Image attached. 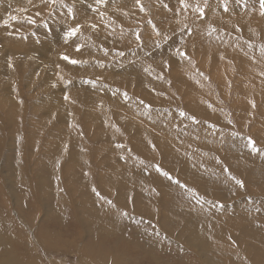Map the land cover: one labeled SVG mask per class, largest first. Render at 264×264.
<instances>
[{
	"label": "rangeland",
	"instance_id": "1",
	"mask_svg": "<svg viewBox=\"0 0 264 264\" xmlns=\"http://www.w3.org/2000/svg\"><path fill=\"white\" fill-rule=\"evenodd\" d=\"M94 1L112 6L109 0ZM139 1L138 6L134 5L136 8L131 7L133 11H121L126 18L116 21L113 17L108 23L116 34L121 33L122 28L123 32L133 30V37L129 41L123 42L125 39L120 36L122 40L118 43L121 47L132 51L137 47L134 53L143 52L148 55L157 47L153 39L161 42V45L170 44L174 42L173 35L183 29L176 25V18L172 14L166 16L169 24L160 28L158 20L163 18L158 14V9L166 11L178 8L188 13L184 10L185 6L192 11L197 8L198 19H204L213 0H183L187 2L185 6L180 0ZM236 1L240 2L238 6L257 3L255 6L259 8V14L264 13L261 0ZM80 2L82 1L27 0L24 4L11 1V5L9 0L8 4H2L8 5V8L10 5V11L14 13L6 17L2 15L4 12H0V19L3 17L4 21L2 23L0 20V26L8 32V35L4 32L5 37L2 36L0 42L8 44L10 36L18 44L15 48L22 46L20 51L10 52L11 43L7 46L0 43V50H4L2 54H6L4 57L0 56V264H202L198 257L202 245L227 247L223 264H264V104L258 102L261 96L255 97L257 86L245 91L249 94L248 99L237 100V90L247 81L248 71H255L259 79L264 81V24L259 25L251 36L250 49L245 47L241 27L254 26L256 20L251 10L231 30H227L226 23L213 26L214 30L205 37L209 42L204 48L207 55L204 63L202 54L196 52L199 37H195L194 42L191 40L189 46L183 45L189 50L184 48L181 53L175 51L174 45L171 46L170 49L174 50L170 51L172 56L178 59V55H184L192 62L194 71L200 72H197L193 79L195 83L191 86L181 79L182 67H171L169 64L171 55L164 57L159 76L164 79L165 88L160 92L162 96L159 98L168 100H164L163 104L162 101L144 99L141 87L149 89L152 86L149 87L144 81L134 82L133 79L137 76L105 70L104 64L108 62L109 55L93 48V43L95 46L100 44L91 41L92 33L85 30V23L77 22L76 14L82 7ZM230 3V0H218L216 6L226 8ZM91 4H94L92 0ZM59 6L67 7L72 18L65 21L63 17L57 16ZM91 9L96 11L95 6ZM106 14L108 15L107 11ZM12 16L16 19L10 20ZM189 18L186 15L183 22L186 23ZM57 19L58 22L55 21ZM54 23L64 24L61 29L62 37L39 34L38 30L43 33V28L49 30ZM128 26H132V29ZM172 27H175L174 31ZM201 27L204 25H197L202 35L210 28ZM73 29L75 34L69 36L68 33ZM76 33L81 36H76ZM146 33L148 36H145ZM147 37L149 40L144 42ZM189 38L191 39V35ZM114 52L117 53L110 59L112 62L125 54L124 49ZM223 52L226 54L222 55ZM51 55L57 59L67 56L68 62L78 61L72 64H81V67L67 66L61 70L60 77L55 74L52 63L48 61L52 60L49 57ZM224 57L231 60H221ZM157 59L158 57L152 58L154 61ZM87 64L90 66L86 67ZM105 71L108 73H103ZM59 79L61 80L57 81ZM113 79H118L117 82L122 85L109 87L106 80ZM81 80H84L86 87L79 86ZM94 80L100 83L92 86ZM180 82H184L182 87L179 86ZM102 85L107 88L104 90ZM113 91L123 92L122 103L125 97L127 101L135 98L134 101L131 99V105H138V109L145 107L160 113L163 110L173 111L176 114L170 117L174 122L173 127H168L166 122H160L159 119L152 121L141 114H137L139 117L125 114L120 118L117 112H113L120 102L114 97ZM100 93L107 94L103 96ZM80 94L82 96L79 97ZM187 95H195L204 109L183 107L181 98ZM93 98L102 100V103H97L100 105L109 103L105 108L109 111L108 114L95 115L94 108L81 101H92ZM58 99L64 101L61 100L60 103ZM212 107H220L221 110L216 111ZM200 113L204 114V120L207 121L228 122L225 128L221 126L218 129H224L234 139L225 145H219L217 152L213 150L211 155L216 157L214 161L203 158L207 139L214 138H196L186 131L194 125L191 124L192 121L197 122L196 117ZM242 114H245L244 119ZM241 119L245 120L243 127L239 125ZM257 120L261 122L258 131V128L253 127ZM114 121L117 123V129H114L119 136L111 138L112 130L103 129L113 128L110 125ZM182 122L184 125L177 127V123ZM119 124L131 127V130H125ZM163 126L164 136L167 138L165 144L166 139L162 136L164 129L158 132L149 130ZM70 127H74L72 131ZM54 128L56 129L51 131ZM51 133L56 137L53 135V139L48 138ZM64 135L68 138H64ZM56 139L57 142H62L63 139L67 141L63 140L60 146L55 143ZM250 139L255 142L254 146L250 145ZM51 142L54 144L51 145ZM31 147L36 150L34 153ZM61 147L64 151H61ZM135 147L139 151L147 147L152 157L138 154ZM15 148H19V151L16 152ZM118 148L120 151L127 150L133 159H129L125 153L117 154V158L115 149ZM110 155L113 160L109 163ZM46 156L51 158L46 160ZM111 164H118L119 168L114 171ZM149 164L150 167L144 168ZM108 168L112 172L108 173ZM237 181H242L243 186ZM56 190L61 193L58 199L54 195ZM82 202L105 212L103 218L107 221L103 231L92 233L87 214L81 210ZM52 203L59 207L55 213L51 210ZM111 227L114 232H110ZM218 262L214 258L213 264Z\"/></svg>",
	"mask_w": 264,
	"mask_h": 264
},
{
	"label": "bare ground",
	"instance_id": "2",
	"mask_svg": "<svg viewBox=\"0 0 264 264\" xmlns=\"http://www.w3.org/2000/svg\"><path fill=\"white\" fill-rule=\"evenodd\" d=\"M11 1H14L15 3H18V2H20L21 4H24V3H26V1L27 0H10V4H11ZM73 1H80V0H73ZM82 2H80V4L79 5H81L80 7H81V11H78V14H76L77 16H76V19H77V22L78 23H85L84 25H86L84 28H85V30L87 31V32H91L92 33V39H91V41L93 40V42H95V43H99L100 44V46H102V47H100V46H95V44L93 43V48L94 49H96L97 51H102V52H104V53H107V56L109 55V60H108V62H106L105 64H104V66H105V70L106 69H108V70H110V71H112L113 73L114 72H127V75H132V76H137L135 79H133V81L134 82H136V83H143V81H144V83L145 84H147V85H149V87L150 86H152L151 88H146V87H141V88H143L142 90H140L142 93H144L145 94V97H144V99L145 100H147V101H150V100H152V101H155V102H160V101H162L163 102V104H165V101L166 100H168V99H164V100H160V98H159V96L161 95V93L160 92H163V89L165 88L164 87V79L162 78V77H160L159 76V72H161L160 70H162L163 69V64H162V61H165L163 58L165 57H168L167 55L168 54H170L171 55V57L169 58V60H168V62H169V64L171 65V67H176V66H179V67H182V69L180 70V73H181V79H182V81L183 80H185L187 83H190L191 84V86H193L194 85V78L196 77V75H197V72H200V71H197V72H195L194 71V68H193V66H192V62L189 60V59H187V58H185V56L184 55H182V54H180V55H178V59H176V57L175 56H172V53H170V51H174V50H171L170 48H171V46H175V51L176 52H179V53H181V50L182 49H184L185 48V50H189V48H186L185 46H189L188 44L190 43V41L192 40V42H194V40H196L195 39V37H199L200 39L198 40V44L196 45L197 47H196V52L198 53V54H202V56H203V62L202 63H204L205 62V60H207L206 58H207V55L204 53V48H205V46H206V44L209 42V41H207L206 39H205V37H207V36H209L211 33V31H213L214 29H212V27L213 26H216L217 24H219V23H226V24H228V26H227V30H231L232 29V26L233 25H236L237 24V22L240 20V18L242 17V16H244L245 14H246V12L247 11H249V10H251L252 12H253V18L256 20V22H255V24H254V26L253 27H247V26H242L241 27V35H242V38L245 40V47H246V49H250L251 48V43H250V38H251V36L255 33V31H256V29H257V27H259V25H263L264 24V13L263 14H259V11H258V9L256 8V6L255 5H257V3H252L253 5H242V6H238L239 5V3L240 2H237L236 0H230V5L229 6H227L226 8H219V7H217L216 5H217V2H218V0H213L212 1V3H211V6L209 7V9H208V14H207V17L206 18H201V19H198V15H199V13H198V9L197 8H194L193 9V11L191 10V8L189 9V8H186L187 6H185L186 4H187V2L186 1H183V3L182 4H184V10H186L188 13H186V12H184L183 10H181V9H178V8H172V7H170V8H172L171 10H166V11H164L163 10V8H160V9H158V14H160V16H162V18L163 19H160L159 18V20H158V26L160 27V28H162V27H164V26H166V25H168L169 23H168V19L169 18H166V16H169L168 14H172L173 15V18H176V25L178 26V27H182L183 29H182V31L180 32V33H178V34H175V35H173L174 36V38H172V40L174 41V42H171L170 44H162L161 45V42H159L158 40H155V39H153L152 41H154V43L156 44V48H155V50L153 51V52H151L150 54H146V53H143V52H140V53H134L135 52V50L137 49V47H136V49H134L133 51L131 50H128V48H124V47H121L120 45H119V43H118V41H120V40H122L121 38H120V36H122L123 37V39H125V41H123V42H126V41H129V40H131V38L133 37L132 36V31L133 30H131V32H128V31H130L129 29H128V31H122L123 30V28L121 29V33H118L117 32V34L114 32V28L112 29L111 27H110V23H108V21L109 20H111L113 17L116 19V21L117 20H119V18L120 19H122V18H126V15H124L123 13H121V11L123 12V10H125V11H133V10H131V7H134V8H136L138 5H139V3H140V1H139V3H137V1L136 0H132V1H128V0H109V2L112 4V6H109V8H108V10H106V7H108V6H104V5H102V4H99L98 2H96L95 3V1L94 0H92V2L94 3V4H91V0H81ZM90 1V2H89ZM97 1V0H96ZM3 2H5V3H9V0H6V1H3V0H0V12H4V13H2V15L4 14L6 17H7V15H9V14H11V13H14V12H11L10 11V5H9V8L7 7V6H3L2 4H4ZM28 2H31V1H28ZM180 2H181V0H180ZM237 3V4H235V3ZM102 3V2H101ZM242 3H244L243 1H242ZM78 4V3H77ZM5 5V4H4ZM11 5H13V4H11ZM134 5H137V6H134ZM92 6H95L96 7V11H92V9H91V7ZM156 6V5H155ZM13 7V6H12ZM148 7H149V5H148ZM175 7V6H174ZM14 8V7H13ZM12 8V9H13ZM153 8V7H152ZM169 8V7H168ZM169 8V9H170ZM133 9V8H132ZM197 9V10H196ZM219 10V12H215L216 10ZM221 9V10H220ZM262 9V8H261ZM2 10V11H1ZM19 9L17 8V11H18ZM77 10V9H76ZM139 10V9H138ZM106 11H107V13H108V15L106 14ZM134 11H136V9H134ZM152 11H154L153 9H152ZM18 12H20V11H18ZM73 12V11H72ZM74 12H77V11H74ZM148 12V11H147ZM21 13V12H20ZM136 13V12H135ZM139 13V12H138ZM179 13V14H178ZM32 14V13H31ZM30 14V15H31ZM110 14H112L113 16L111 17L110 16ZM74 15V14H73ZM132 16H133V14H131ZM141 15V14H140ZM186 15H189L190 16V18L188 19V21L186 22V23H184L183 22V19L186 17ZM1 16V15H0ZM18 16V15H17ZM29 16V15H28ZM54 16H55V13H54ZM53 16V17H54ZM57 16H60V17H63L64 19H65V21L66 20H68V19H70V18H72V15H71V13L68 11V9H67V7H61V6H59V8H58V11H57ZM144 16V15H143ZM6 17H5V19H6ZM30 17V19L32 18V16H29ZM138 17V16H137ZM3 18V17H2ZM2 18L0 19V20H2ZM51 18V17H50ZM57 18V17H56ZM55 18V19H56ZM62 18V19H63ZM139 18H141V17H139ZM146 18V17H145ZM171 18V17H170ZM10 19V18H9ZM138 19V18H137ZM6 20H8V18L6 19ZM10 20H12V19H10ZM25 20V19H24ZM72 20H74V18L72 19ZM134 20H135V18H134ZM167 20V22H165ZM17 21H18V19H17ZM16 21V22H17ZM23 21V20H22ZM26 21V20H25ZM28 21V20H27ZM56 22H58V19L57 20H55ZM64 21V22H65ZM2 23L4 22L3 20L1 21ZM0 22V23H1ZM13 22H15V21H13ZM18 22H20V21H18ZM24 22V21H23ZM126 22H127V20H126ZM211 22H213L212 23V25L211 26H207V24H209V23H211ZM11 23H12V21H11ZM27 23V22H26ZM67 23V22H66ZM117 23V22H116ZM124 23V22H123ZM129 24H130V22H128ZM128 23H125V24H127V25H129ZM137 23V22H136ZM132 24H133V22H132ZM138 24V23H137ZM2 25V24H1ZM11 25V24H10ZM16 25H17V27H20L21 28V26L20 25H18L17 23H16ZM51 25V24H50ZM66 25H69V23L68 24H66ZM109 25V26H108ZM145 25V24H144ZM197 25H199V26H201V25H204V27L203 28H209V30H207L206 32L207 33H205V34H203L202 35V33L200 32V30L201 29H199V28H197ZM49 26V25H48ZM122 26H124L123 24H122ZM116 27H117V25H116ZM120 27V26H119ZM128 27H130V29H132V26H128ZM176 27V26H175ZM175 27H172V30L174 31L175 30ZM23 28V27H22ZM43 28V27H42ZM49 28V27H48ZM56 28V29H55ZM64 28V24L62 23V24H55L54 23V25L52 24V27L49 29V30H52V31H49V30H47V29H45V28H43L44 29V31H43V33H41L42 31H40V30H38V32H39V34H41V35H44V33H46L47 34V36H55V37H62L63 36V34H61V29H63ZM174 28V29H173ZM202 28V27H201ZM202 28V29H203ZM12 29V28H11ZM10 29V30H11ZM124 29H127V28H124ZM137 29V28H136ZM135 29V30H136ZM146 29V28H145ZM5 30H6V28H4L3 26H0V38H2V36L3 37H5L4 36V34L7 32H5ZM8 30V29H7ZM144 30V29H143ZM64 31V30H63ZM263 32H264V29L262 30ZM5 32V33H4ZM10 32V31H9ZM163 32V31H162ZM165 33V36H166V30L164 31ZM169 32V31H168ZM8 33V32H7ZM6 33V34H7ZM66 33V32H65ZM64 33V34H65ZM68 33V32H67ZM189 33V34H188ZM86 34V33H85ZM120 34V35H119ZM8 35V34H7ZM9 35H10V33H9ZM78 35H80V33H76V36H78ZM145 35V34H144ZM189 35H191V39L189 38ZM81 36V35H80ZM145 36H148V33H146V35ZM172 36V37H173ZM46 38V37H45ZM6 40V39H5ZM78 40H80L81 41V38H78ZM149 40V38L147 37V38H144V42H146V41H148ZM1 41V40H0ZM49 41V40H48ZM2 42V41H1ZM0 42V43H1ZM143 42V43H144ZM182 42V43H181ZM4 43V42H3ZM9 43H11L12 44V46H11V48H10V52L11 51H16L17 52V50H19V48L22 46V45H20V47H18V48H15V47H17L18 46V44L15 42V41H13L12 39H11V37L10 36H8V44ZM2 44V43H1ZM8 44H6V43H4V44H2V45H8ZM98 44V45H99ZM97 45V44H96ZM183 45H185V46H183ZM193 45V44H192ZM3 47V46H2ZM104 47V48H103ZM118 47V48H117ZM191 47V46H190ZM109 48H112L111 50L109 49ZM168 48V49H167ZM7 49V48H6ZM118 49H124V51H125V54L122 56V57H120V58H118V60H115L114 62H112V61H110V59L111 58H113V56H116V53L114 52V50L115 51H117ZM167 50H168V52H167ZM20 51V50H19ZM18 51V52H19ZM147 51V50H146ZM0 52H1V54H2V52L4 53V50H0ZM167 52V53H166ZM5 53H6V51H5ZM10 54H12V53H10ZM120 54V53H119ZM157 54H159V55H157ZM197 54V55H198ZM222 55H225L226 53L225 52H223V53H221ZM4 54H2V55H0V56H3ZM6 55V54H5ZM4 55V56H5ZM76 54H72V56H75ZM3 56V57H4ZM10 57H12L11 55H10ZM50 57V59H51V57H52V60H48L49 62H51L52 63V66H53V68H54V70L56 71V75H59L60 77H62L60 74H61V70H63V68H67V66H80L81 67V64L80 65H77V64H72V63H70V62H68V60H65V59H57V57H55V56H53V55H51V56H49ZM119 57V56H118ZM153 57H158V59H157V61H154V60H152V58ZM1 58V57H0ZM9 58V57H8ZM13 58V57H12ZM11 58V60H13ZM137 58V60H135ZM189 58V57H188ZM199 58V57H198ZM197 59V58H196ZM202 59V58H201ZM224 59H226V60H231V58H221V60H224ZM1 60V59H0ZM15 60V59H14ZM44 60H46L45 58H44ZM135 60V61H134ZM192 60V59H191ZM193 61V60H192ZM3 62V61H2ZM6 62V61H5ZM9 62V61H8ZM201 62V61H200ZM7 63V62H6ZM65 64V65H64ZM91 64H94V65H97V63H91ZM152 64V65H151ZM125 65V66H124ZM148 65H151V67L149 66V67H147ZM38 66V65H37ZM88 66H90L89 64H87L86 65V67H88ZM10 67V66H9ZM8 67V68H9ZM7 68V69H8ZM52 68V69H53ZM222 69H224V68H222ZM6 70V69H5ZM107 70V71H108ZM117 70V71H116ZM43 71V70H42ZM54 71V72H55ZM111 72V73H112ZM103 73H108V72H103ZM31 74V73H30ZM34 74V73H33ZM54 74V75H55ZM134 74V75H133ZM136 74V75H135ZM45 75H48L49 76V74H45ZM78 76H80L79 74H77ZM82 76H85V75H83V74H81ZM113 75V74H112ZM42 76V75H41ZM47 76V77H48ZM59 77V78H60ZM247 81L241 86V88L240 89H238L237 90V96H239L238 98H237V100H240V99H248L249 98V94L248 93H246L245 91L246 90H249V89H251L253 86H257L258 87V90L257 91H255V97H257V96H261L260 97V99H258V102H260V103H262V104H264V81H261L260 79H259V77H258V74L255 72V71H248L247 72ZM32 78V77H31ZM41 78V77H40ZM72 78V77H71ZM130 78V77H129ZM131 79V78H130ZM49 80H51V79H48V81ZM53 80V79H52ZM61 79H59V80H57V81H60ZM76 80V79H75ZM78 80V79H77ZM117 80L118 79H113V80H110V81H108V80H106L107 81V83H108V85H109V87L110 86H114V85H116V84H120V85H122L121 84V82H117ZM10 81V80H9ZM47 81V82H48ZM84 80H81V85H79V86H84V87H86V85H85V83L83 82ZM54 82V81H53ZM77 82V81H76ZM86 82H88V81H86ZM97 83H100V81H97V80H94V81H92V86L93 85H96ZM29 84V83H28ZM42 84V83H41ZM72 84L73 85H75L73 82H72ZM78 84H80V83H78ZM104 84V83H103ZM183 84H184V82H180V87H182L183 86ZM48 85L50 86L51 84H49L48 83ZM55 85V84H54ZM72 85V86H73ZM57 86V85H56ZM59 86V85H58ZM68 86V85H67ZM91 86V85H90ZM64 87H66V86H64ZM89 87V86H88ZM108 87V88H109ZM126 87V86H125ZM128 87V86H127ZM49 88H51V86L49 87ZM70 88V87H69ZM102 88L105 90V88H107L106 87V85L104 86V85H102ZM112 88V87H111ZM114 88V87H113ZM140 88V89H141ZM101 89V88H100ZM99 89V90H100ZM102 89V90H103ZM193 89V88H192ZM65 90V89H64ZM170 90V89H169ZM169 90H167V91H169ZM131 91V90H130ZM62 92V91H61ZM75 92V91H74ZM104 92V91H103ZM106 92V91H105ZM111 92H112V90H111ZM60 93V92H59ZM67 93H69V92H67ZM78 93V92H77ZM98 93V92H97ZM109 93V92H108ZM113 93H114V97L117 99V100H120V102L119 103H117V105H116V107L114 108V111L113 112H117V114H119L120 115V118L121 117H123V115H125V114H130V116H137V117H139L137 114H141V115H144V116H146L148 119H150V120H152V121H154V120H156V119H159L160 120V122H166V124H167V126L169 127V126H172L173 125V121L170 119V117H172L173 115H176L173 111L171 112V111H169V112H165L164 110H163V112L162 113H160V112H156V111H152V110H149V109H147V108H145V107H143L142 109H138L139 108V106L138 105H136V107H133L132 105H131V102L132 101H134L135 100V98H131L132 99V101H131V99L129 100V101H127L126 99V97H125V100L123 101V103L121 102V99L123 98L122 97V95H123V92H121V91H113ZM173 93V92H172ZM30 94V93H29ZM100 94H102V93H100ZM105 94V93H104ZM107 94V93H106ZM105 94V95H106ZM110 94V93H109ZM158 96H157V95ZM53 95V94H52ZM57 95H59V94H57ZM55 96V97H58V96ZM70 95H72V93H70ZM75 95V94H74ZM103 95V94H102ZM105 95H103V96H105ZM169 95V94H168ZM210 95V94H209ZM68 96V95H67ZM79 97L80 96H82L81 94L80 95H78ZM162 96V95H161ZM61 97V96H60ZM70 97V96H69ZM87 97V96H86ZM85 97V98H86ZM48 98H50V97H48ZM98 98H100V97H98ZM108 98V97H107ZM130 98V97H129ZM128 98V99H129ZM47 99V98H46ZM64 99V98H63ZM63 99H61V100H63ZM66 99H68V97L66 98ZM81 99V98H80ZM94 99V100H93ZM92 99V101H90L89 99L87 100V99H85V100H81V101H83V103L86 105V106H88V107H91V108H94V114L95 115H99V114H108V112L109 111H107V110H105V108H107L108 106H109V103H104V101H103V103L104 104H97V103H99V102H101L102 100H99V99H95V98H93ZM102 99V98H101ZM183 99V100H182ZM209 99H211L210 98V96H209ZM53 100H55V98L53 99ZM61 100L59 101V99L57 100V101H59L60 103H61ZM65 100V99H64ZM63 100V101H64ZM105 100V99H104ZM181 100L183 101V103H181V105L183 106V107H185L186 109L187 108H199V109H204L203 107H202V105H201V102L195 97V95L194 96H192V95H187L186 97H184V98H181ZM42 101H43V99H42ZM62 101V102H63ZM70 101V100H69ZM137 101H139V100H137ZM143 101V100H142ZM107 102H109V101H107ZM112 102V101H111ZM126 102H128V103H126ZM146 102V101H145ZM161 102V103H162ZM59 103V104H60ZM102 103V102H101ZM137 103V102H136ZM140 103V102H139ZM138 103V104H139ZM42 104V103H41ZM63 104H64V102H63ZM67 102H66V106H67ZM120 104V105H119ZM156 104V103H155ZM61 105V104H60ZM141 105V104H140ZM143 105H144V102H143ZM158 105V104H157ZM162 104H160V106H161ZM63 107L65 106V105H62ZM70 106V105H69ZM156 106V105H155ZM159 106V105H158ZM158 106H156V107H158ZM68 107V106H67ZM96 107H99V108H96ZM263 107V109H264V105L262 106ZM212 109H214V110H216V111H220L221 109H220V107H218V108H214V107H212ZM141 110V112H139ZM87 111V110H86ZM91 111V110H90ZM93 114V115H94ZM91 115V114H90ZM114 115H116V113L114 114ZM245 116V114H242V118ZM63 117V116H62ZM64 117H66V116H64ZM247 117V116H246ZM69 118V117H68ZM68 118H66V120L68 119ZM196 119H197V122H194V121H192L191 122V124H194V125H192L191 127H188L187 129H186V131L187 132H191L192 133V137H196V138H198V137H200V136H211V137H213L214 139H210V140H208L207 139V143L205 144V146H204V148H203V150H205V155H204V159H208V160H210V161H214L215 160V158L216 157H214L213 155H211V153L213 152V150L215 151V152H217L218 151V149H220V147H219V145H221V144H223V145H225L228 141H232V140H234L233 138H232V136L231 135H229L228 133H226V131H223V130H221V129H218L219 127H224V126H227V124H228V122H221V123H216V122H211V121H207V120H204V114H202V113H200V114H198L197 115V117H196ZM244 119V118H243ZM243 119H241V121H239V125L241 126V127H243L244 126V122H245V120H243ZM87 120V119H86ZM125 120V119H124ZM51 121V120H50ZM60 121V120H59ZM68 121V120H67ZM66 121V122H67ZM95 122H97L98 120H94ZM100 121V120H99ZM184 121V120H183ZM35 123V122H34ZM37 123V122H36ZM40 123V122H39ZM56 123V122H55ZM60 123H62L61 121H60ZM60 123H58V124H60ZM183 123V122H182ZM182 123H177V127H180V126H183L184 125V123L182 124ZM47 124H48V122H47ZM57 124V125H58ZM68 124V123H67ZM70 124H72V123H70ZM69 124V125H70ZM255 124H256V126H255ZM45 125H46V123H45ZM61 125V124H60ZM116 125H117V123L114 121V123L112 122V125H110L111 127H113V128H110V127H105V129H103L104 131H111L112 130V135H111V138L113 137V138H116V137H118L119 135H118V131L117 130H115L114 129V127L117 129V127H116ZM121 127H123L125 130H127V131H129V130H131V127L130 128H127V127H125V126H123V125H121V124H119ZM36 126V125H35ZM38 126V125H37ZM142 127H144V128H146V126H143V125H141ZM173 127V126H172ZM253 127H256V128H258L257 129V131L259 130V128L261 127V122L259 121V120H257L255 123H254V125H253ZM73 128L74 127H70V131H72L73 130ZM225 128V127H224ZM56 128H54V129H52L51 131H53V130H55ZM67 129V131L69 132V130H68V128H66ZM164 129V126L163 127H161V128H150L149 130L150 131H152L153 132V130H155L156 132H158V130H163ZM90 130V129H89ZM115 130V131H114ZM120 130V129H119ZM66 132V131H65ZM254 132H256V131H254ZM71 133V132H70ZM97 133V132H96ZM155 133V132H154ZM15 134V133H14ZM37 134V133H36ZM66 134H69V133H67L66 132ZM110 134V133H109ZM137 134H139V133H137ZM164 134H165V129H164V131H163V133H162V136H163V138H165L166 140L164 141V144H165V142L167 141V138L164 136ZM18 135V134H17ZM55 137H56V135L55 134H53ZM52 135V133H51V135L48 137V138H50V139H53V138H51V137H54ZM2 136V135H1ZM0 136V137H1ZM65 137L64 138H68V136L67 135H64ZM73 136V135H72ZM234 136V135H233ZM4 137V136H3ZM17 138V137H16ZM47 138V140H49ZM96 138V137H95ZM103 138H105V137H103ZM108 138H110L109 136H108ZM110 138V139H111ZM2 139V138H1ZM20 139V138H19ZM71 139V138H70ZM101 139V138H100ZM139 139H141V138H139ZM23 140V139H22ZM22 140H20V141H22ZM63 140H66V139H63ZM63 140H62V142H63ZM106 140H107V138H106ZM179 140H182V139H179ZM13 141V140H12ZM36 141V140H35ZM49 141H52V140H49ZM54 141V140H53ZM56 142L55 143H57L58 145H60L61 146V141L59 140V142H57V139L55 140ZM67 141V140H66ZM74 141V140H73ZM105 141V140H104ZM31 142V141H30ZM69 142V141H68ZM72 142V141H71ZM109 142H110V140H109ZM2 143V142H1ZM11 143V142H10ZM23 143V142H22ZM29 143V142H28ZM27 142H26V144H28ZM47 143V142H46ZM106 143V142H105ZM34 144V143H33ZM32 144V145H33ZM52 144H54L53 142H51V145ZM56 144V145H57ZM72 144V143H71ZM22 145H25V143L24 144H22ZM63 145V144H62ZM17 146H18V144H17ZM104 146V145H103ZM19 147H20V145H19ZM44 147H46V145L44 146ZM65 147H68V146H65ZM70 147L71 146H69V149H70ZM113 147V146H112ZM209 147L210 148H214V149H209ZM33 148H34V146H33ZM47 148V147H46ZM50 149H52L51 148V146L49 147ZM55 148V147H54ZM53 148V149H54ZM57 148H58V146H57ZM62 148V147H61ZM72 148V147H71ZM74 148V147H73ZM136 149H137V147H135ZM16 149V148H15ZM23 149H25V148H23ZM31 150H32V147L30 148ZM49 149V150H50ZM63 149V148H62ZM61 149V151H64V149L62 150ZM108 149V148H107ZM109 149H110V146H109ZM35 150V149H34ZM34 150H32L33 151V153H34ZM54 150H56V148L54 149ZM70 150H73V149H70ZM11 151H13V150H11ZM17 151H19V148H17L16 149V152ZM36 151V150H35ZM50 151H52V150H50ZM57 151H59L58 149H57ZM60 151V153H62ZM108 152H110L109 150H107ZM165 151V150H164ZM52 152H55V151H52ZM107 152V153H108ZM115 154L117 155H119V154H121V153H125V154H127L128 155V158L129 159H133L132 157H130L129 156V153H128V151L127 150H125V149H122V151H120L119 150V148L116 150L115 149ZM137 152H138V154H141L142 156H147V157H152V155H150L149 153H148V148L146 147L143 151H139L138 149H137ZM110 154V153H109ZM210 154V155H209ZM213 154V153H212ZM10 155V154H9ZM32 155V154H31ZM34 155V154H33ZM118 155H117V158H118ZM45 157V156H44ZM49 157V156H48ZM218 157V156H217ZM8 158V157H7ZM49 158H51V157H49ZM49 158H47V156H46V160L47 159H49ZM115 158V157H114ZM43 159V158H42ZM41 159V160H42ZM108 162L110 161L111 162V160H113L112 159V156L110 155V157H108ZM141 159V158H140ZM43 160H45V159H43ZM82 161V160H81ZM24 162V161H23ZM83 162V161H82ZM109 162V163H110ZM154 162V161H153ZM22 163V162H21ZM120 163V162H119ZM115 164H116V160H115ZM115 164H111L110 165V167H111V169L112 170H117L119 167L117 166V165H115ZM121 164V163H120ZM84 165V164H83ZM101 165V164H100ZM148 167H150V164H149V166H146V167H144V168H148ZM104 169V168H103ZM110 168H108L107 170H108V173H109V171L110 172H112V170H111ZM102 174H103V172H102ZM103 176V175H102ZM106 176V175H105ZM40 187V186H39ZM38 187V188H39ZM30 189V188H29ZM31 190V189H30ZM41 190V189H40ZM53 190V189H52ZM40 193H41V191H39ZM83 192V191H82ZM86 192H89V190H87ZM43 193H44V191H43ZM45 194H46V192H45ZM27 195V194H26ZM41 195V194H40ZM48 195V194H47ZM52 195V194H51ZM51 195H49V196H51ZM57 196V198L55 197V196ZM54 195H53V198L55 197L56 199H58V197H61L60 195H61V193H58V191L56 190V194L54 193ZM82 195V194H81ZM22 196V195H21ZM34 196V195H33ZM46 196V195H45ZM36 197V196H35ZM42 197H44L43 195H42ZM25 198H27V197H25ZM50 198V197H49ZM48 198V199H49ZM86 198V197H85ZM50 199H52V198H50ZM20 200V199H19ZM50 201V200H49ZM55 200H52V202H54ZM19 202V201H18ZM17 202V203H18ZM58 202V201H57ZM48 203V202H47ZM19 204H22V203H19ZM48 205H50V204H48ZM51 206V210H53L54 212L53 213H55V211L58 209L59 210V207H58V205L57 204H55V203H52V205H50ZM50 208V207H49ZM71 209V208H70ZM50 210V209H49ZM50 210V211H51ZM80 210V209H79ZM81 210H83L84 212H85V214H87V222H88V225L90 226V228H91V230H92V233L93 234H96V233H98V232H101V231H103L104 229H105V222L107 221L106 219H104L103 218V215L105 214V212L104 211H100V210H96V209H93L88 203H86V202H82V206H81ZM71 211H72V209H71ZM15 212V211H14ZM79 213H81V212H79ZM52 214V213H51ZM52 215H54V214H52ZM76 215V214H75ZM82 215V214H81ZM95 215V216H94ZM86 216V215H85ZM84 216V217H85ZM18 217V216H17ZM81 217V216H80ZM55 218V217H54ZM83 218V217H82ZM264 218V217H263ZM21 219V218H20ZM76 219V218H75ZM84 220V219H83ZM82 221V220H81ZM86 221V220H85ZM85 223V222H84ZM83 223V224H84ZM81 225H82V222H81ZM85 225V224H84ZM110 232H114V228L113 227H111V229H110ZM35 239V238H34ZM42 239V238H41ZM39 241V240H38ZM43 244V243H42ZM216 244H218V243H216ZM201 253L198 255V257H199V259H200V261L202 262V264H213L214 263V258H216V259H218L219 260V262L217 263V264H223V262H224V260H225V254H227V247H224V246H214V245H208V246H201ZM8 264V263H7Z\"/></svg>",
	"mask_w": 264,
	"mask_h": 264
},
{
	"label": "snow or ice",
	"instance_id": "3",
	"mask_svg": "<svg viewBox=\"0 0 264 264\" xmlns=\"http://www.w3.org/2000/svg\"><path fill=\"white\" fill-rule=\"evenodd\" d=\"M137 3H139V0H137ZM181 3H183V0H181ZM261 7L264 8V0H261ZM201 12H203V9H201ZM11 19L15 20L16 17L12 16ZM32 23H35V21H31ZM5 23H7V21H5ZM75 34V29H73L72 31H70L68 33L69 36L74 35ZM139 38V37H137ZM64 59L68 60L69 57L65 56ZM78 61L72 60L71 63H77ZM183 115V113H181ZM250 145L254 146V141H252L251 139L249 140ZM164 175H169L168 173H164ZM238 184H240L241 186H243V182L242 181H237Z\"/></svg>",
	"mask_w": 264,
	"mask_h": 264
}]
</instances>
